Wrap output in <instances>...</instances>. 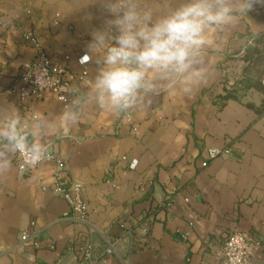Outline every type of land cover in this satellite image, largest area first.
I'll return each instance as SVG.
<instances>
[{
  "label": "crops",
  "instance_id": "0c3cea01",
  "mask_svg": "<svg viewBox=\"0 0 264 264\" xmlns=\"http://www.w3.org/2000/svg\"><path fill=\"white\" fill-rule=\"evenodd\" d=\"M182 2L135 0L153 21ZM102 3L0 0V126L18 114L31 143L34 125H45L41 142L82 185L87 208L84 223L64 218L69 206L53 193V164L21 173L11 157L0 176V264H82L88 243L93 264H224L234 232L255 245L249 264H264V53L246 52H264L254 41L264 36V7L216 33L219 50L203 53L211 74L193 93L155 80L136 110L117 116L98 108L91 87L104 53L89 51V33L104 29L109 43L118 34L105 25ZM24 35L77 78L67 107L47 92L25 101L6 93L19 85L23 63L36 59ZM65 113L79 122L66 124ZM212 148L229 155L202 168ZM24 233L37 248L20 241Z\"/></svg>",
  "mask_w": 264,
  "mask_h": 264
},
{
  "label": "clouds",
  "instance_id": "9594fccd",
  "mask_svg": "<svg viewBox=\"0 0 264 264\" xmlns=\"http://www.w3.org/2000/svg\"><path fill=\"white\" fill-rule=\"evenodd\" d=\"M257 5L264 7V0H183L168 15L153 21L151 13L138 9L135 0H103L104 23L118 34L109 43L108 31L89 33V51L104 53L103 67L91 85L98 108L126 116L137 109L142 93L154 89L155 80L178 82V92L193 93L211 74L203 53L208 48L219 50L216 33L237 27L239 18ZM91 58L87 52L82 57L84 61ZM62 119L68 125L79 122L68 113ZM20 124L18 114H8L0 126V176L12 169L11 157L16 154L26 169L51 158L41 142L46 126L35 124L29 143V133Z\"/></svg>",
  "mask_w": 264,
  "mask_h": 264
},
{
  "label": "built area",
  "instance_id": "2783aa9c",
  "mask_svg": "<svg viewBox=\"0 0 264 264\" xmlns=\"http://www.w3.org/2000/svg\"><path fill=\"white\" fill-rule=\"evenodd\" d=\"M24 40L35 46L37 50L36 59L23 63L18 78L19 85L10 87L6 93L8 96L17 99V101H25L29 97L39 99L47 92L52 94L64 108L67 107V95L74 91V82L77 78L65 67L54 64L39 48L36 40L31 35H24ZM79 79H82V77H79ZM36 118L35 115L31 116V120H36ZM21 128L29 133L27 123L23 124ZM47 152L51 158L46 159L42 163L50 162L53 164V193L55 196L66 201L69 206V212L63 215V217L75 223H84L87 208L82 199V185L68 178L65 163L53 151L47 150ZM227 155H229L227 149H209L207 151V159L201 166L205 168L209 161ZM16 157L18 160V170L21 173H26L38 166L26 169V165L20 155L16 154ZM20 241L24 245L38 247V244L32 241L25 233L20 236ZM254 249L255 245L247 236L237 232L231 233L226 238L222 249L224 264H249L250 255ZM91 253L92 247L88 243L83 249L82 264H93Z\"/></svg>",
  "mask_w": 264,
  "mask_h": 264
},
{
  "label": "trees",
  "instance_id": "16d2710c",
  "mask_svg": "<svg viewBox=\"0 0 264 264\" xmlns=\"http://www.w3.org/2000/svg\"><path fill=\"white\" fill-rule=\"evenodd\" d=\"M254 41H256V42H258V43H259V42H260V43H261V42H264V36L259 37V38H257V39L254 40ZM246 52H247L249 55H251V57H252V56H255L256 59L261 58V54L264 53V52H262V51L255 50V49H251V50L248 49ZM246 55H247V54H246ZM246 55H245V56H246ZM249 55H248V56H249Z\"/></svg>",
  "mask_w": 264,
  "mask_h": 264
}]
</instances>
